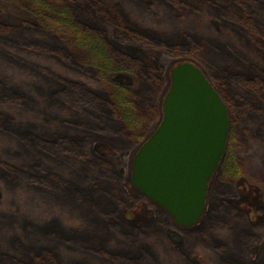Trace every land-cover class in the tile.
<instances>
[{
    "label": "trees",
    "instance_id": "1",
    "mask_svg": "<svg viewBox=\"0 0 264 264\" xmlns=\"http://www.w3.org/2000/svg\"><path fill=\"white\" fill-rule=\"evenodd\" d=\"M64 1L75 6L74 13L45 0H0V264H66L55 256L57 247L84 253L91 236L99 240L98 255L113 261L114 252H123L103 246L109 238L115 245L133 244L120 216L145 199L124 188L126 169L131 152L159 122L166 66L125 52L119 38L125 34L119 32L133 37L125 29L118 28V37L110 40L103 27L90 23L86 18L97 0ZM160 1L175 4L167 15L172 20L204 4L213 14L209 26L216 36L184 29L188 34L181 45L156 37L146 41L174 57L186 55L179 52L181 46H192L217 66L212 72L229 108L231 128L211 194L221 200L212 214L216 222L245 223L243 213L234 205L231 209L230 186L244 173L247 151L264 149V37L253 31L257 26L264 30V0ZM82 6L89 12L77 14ZM54 56L63 71L59 62L60 68L52 64ZM247 61L251 72L240 69ZM38 206L41 214H36ZM76 209L83 220L92 218L90 232L67 224L66 217ZM158 211L157 229L168 236L165 226L171 224L166 212ZM43 215L49 218L43 221ZM214 225L207 219L196 230L206 232ZM243 233L249 239L243 246H250V231ZM81 256L67 264H86Z\"/></svg>",
    "mask_w": 264,
    "mask_h": 264
},
{
    "label": "rangeland",
    "instance_id": "2",
    "mask_svg": "<svg viewBox=\"0 0 264 264\" xmlns=\"http://www.w3.org/2000/svg\"><path fill=\"white\" fill-rule=\"evenodd\" d=\"M45 1L54 7H69L74 13L73 8L75 6L70 4V2L64 0ZM114 1L115 0H103L100 2V0H97L99 3L93 4L92 6L94 12L90 10V13L92 14L88 15L89 17L86 19L92 24L96 23L103 27L105 29V34L110 40H115L116 37H118V31L125 29L133 36L129 37L127 36V33L122 31L119 32L125 34L124 37H119L124 39L122 48L125 52L138 54L146 59L149 57L151 60L157 59L165 64L166 83L158 99L161 109L159 122L162 117L163 96L171 83V69L178 62L185 60L195 62L203 69L211 83L219 92L218 81H216L217 77L214 75L217 66L210 65L209 61L201 56L203 55L200 54L201 51H194L192 46H181L179 52L186 55L174 57L172 51H165L163 47H155L147 42L148 38L156 37L161 42L176 46L181 42L180 39L183 38V34H188L184 29H188L200 36H216L215 30L209 26L213 14L210 12L208 4H204L200 10H192L190 8L185 9V11H183V16L179 19L176 18L172 20V18L167 15L170 14V11H174L173 5L175 4L173 3H166L165 1L160 0H119V3H115ZM138 1H140L142 5H137L135 3ZM117 4H119L118 7L116 6ZM200 4L201 3L198 5ZM70 5H72V7ZM145 6H148L149 9L145 10ZM86 9V7L82 6V10L78 8L76 13L82 14L83 12L85 14L87 11L89 12V9H87V11ZM96 10L100 11L101 15L98 14ZM81 17L83 16L81 15ZM154 31L157 32L154 33ZM253 31L260 35L262 34L264 37V30L262 28L257 26L253 28ZM157 33L161 36L164 34H170L174 39L166 41ZM224 39L225 38H221V40ZM74 46L75 49L78 48L76 45ZM163 46L166 47V44ZM250 52L251 51L249 50V56ZM51 60L56 68H60L58 67L59 62L61 70L63 71L64 67L58 57L54 56ZM259 61L260 59L256 58L257 64H260ZM247 62L248 64L241 66L240 69L244 70L245 68L248 72L253 71L250 62ZM158 123L153 126L150 130L151 132L155 129ZM138 147H136L128 157L124 188L129 194L133 196H143L145 199L140 200L137 205L126 209L120 216L121 228L123 227L131 238H133V244L130 246H119L115 245L116 242L114 239L112 241V239L109 238L106 242L108 245L105 244L103 248H108L109 252L122 251L124 256L118 252H114L113 257H110L114 260L111 261L108 259L110 261L108 262L104 256L98 255V249L95 248L100 246L98 245L99 240L97 239L96 241V238L94 239L91 236L90 241H85L88 247H84L86 248L84 253L77 251V248L72 249L60 245L57 247V251H55L56 257L65 261L66 264L67 261H73L81 255L85 257L86 264H264L263 148L255 147L247 151V153H249L247 157H245L244 173L230 186L234 197V199H232L235 201L231 204V200L229 199L231 209L232 205H234L238 211L242 212L246 219L245 223H241L238 219L230 220V222L228 221L227 223L221 221L216 222L217 217L213 214L218 212L219 205L217 201H220L221 198L219 199L217 197L214 200L212 199L211 194L221 171V167L219 166L210 182L206 210L199 222L188 228L180 227L177 226L173 219L166 213L165 218H167L168 223L171 224L165 226L167 230H170V233L168 232L170 236H166L163 228L161 230L157 229L156 224L157 219H160L161 216L158 210L162 208L146 196L142 195L141 192L131 183L130 175L132 158ZM38 204L40 205V202H38ZM211 206L214 207L212 208ZM39 208L40 206L36 207V214H41ZM236 209L232 212H237ZM86 210L89 211L88 209ZM43 216L44 217H41V219H44L43 221H46V219L49 218L48 215ZM83 217L84 216L79 214L76 209V212L74 211V213L66 217V221L73 229L83 230L82 228H85L87 232H90L92 230V218L88 216V219L83 220ZM207 219L212 222L214 220L215 225L210 227L206 232L197 231L196 228L203 227L204 222L207 221ZM237 221L240 223L239 226L236 225ZM233 226L236 228V231L233 230ZM245 231H250L249 234L252 235H250V239L252 240H250V246H243L245 242L249 241L247 237H244L243 232ZM215 238H219V242L214 241L217 240ZM234 238H236L235 241L233 240ZM233 241L234 243H232ZM105 255L110 254L105 253Z\"/></svg>",
    "mask_w": 264,
    "mask_h": 264
},
{
    "label": "water",
    "instance_id": "3",
    "mask_svg": "<svg viewBox=\"0 0 264 264\" xmlns=\"http://www.w3.org/2000/svg\"><path fill=\"white\" fill-rule=\"evenodd\" d=\"M230 125L228 106L203 69L190 60L178 62L161 120L133 155L131 183L177 226H194L206 210Z\"/></svg>",
    "mask_w": 264,
    "mask_h": 264
}]
</instances>
